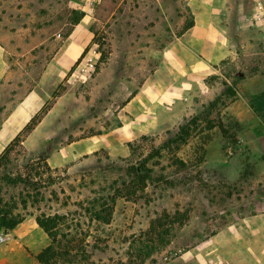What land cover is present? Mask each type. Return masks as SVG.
I'll use <instances>...</instances> for the list:
<instances>
[{
    "label": "rangeland",
    "instance_id": "1",
    "mask_svg": "<svg viewBox=\"0 0 264 264\" xmlns=\"http://www.w3.org/2000/svg\"><path fill=\"white\" fill-rule=\"evenodd\" d=\"M197 1L161 0L162 15L177 23L169 35L163 24L156 30L161 35L159 55L136 49L135 41L134 52L128 54L120 48L114 54L111 44L100 38L101 56L94 75L83 82H68L87 49L74 65L64 68V79L38 115L40 122L3 153L0 213L22 216L24 222L42 215H67L60 234L77 237L75 251L50 264L247 261L240 240L249 233H240V227L249 229L251 221L264 214V153L253 149L264 115L254 97L252 105L248 103V92H254L261 70L249 66L247 57L237 70L229 55L221 73L196 84L190 97L180 98L159 133L130 143L128 157H112L102 151L71 163H57V167L48 160L69 142L103 136L121 125L124 118L119 112L139 91L144 77L155 66H168L173 60L165 54L168 44L176 39L174 35L180 37L194 25L191 7ZM227 1L225 29L238 48L239 38L234 37L239 35L235 13L240 0ZM263 1H244L246 13L254 10L243 29L244 43L253 44L257 34L264 38ZM137 10L132 16L140 22L145 9ZM122 11L121 7L118 12ZM40 75V71L31 74L33 85ZM27 119L8 123L2 142H8L9 134ZM95 197L104 198L108 221H97L87 213L88 201ZM77 223L82 228H68ZM230 224L238 228H227ZM11 234L0 231V236L10 235L6 242L13 239ZM29 235L38 238L33 232ZM62 237L56 247L65 242ZM59 252L63 254L65 248Z\"/></svg>",
    "mask_w": 264,
    "mask_h": 264
},
{
    "label": "crops",
    "instance_id": "2",
    "mask_svg": "<svg viewBox=\"0 0 264 264\" xmlns=\"http://www.w3.org/2000/svg\"><path fill=\"white\" fill-rule=\"evenodd\" d=\"M142 1L99 0L92 5L93 0H0V156L42 112L47 99L64 79L66 67L74 65L87 49L101 53L100 38L111 44L114 54L120 48L126 53L134 52L135 45L143 52L160 54L161 35L156 30L163 24L169 35L177 22L163 16L161 0ZM244 1L238 2L235 13L239 35L234 38H239L238 48L232 45L225 29L229 21L228 1L215 0L214 7L211 0H198L191 7L194 25L180 37L174 35L176 39L168 44L165 54L173 60H169L168 66H155L144 77L139 91L119 112L124 118L121 125L103 136L91 135L69 142L56 149L48 160L57 167V163H71L102 151L112 157H128L130 143L159 133L170 117L168 112L176 108L180 98L190 97L196 84L221 73V66L226 65L224 61L231 54L237 70L244 66L245 57L249 66H259L261 73L254 92H248V103L252 105L254 97L264 115V38L257 34L258 42L253 44L242 40L247 19L254 12L246 13ZM138 3L140 9H145L140 22L132 16L137 9L139 13ZM121 7L123 11L119 13ZM37 71L41 73L40 79L33 85L31 74ZM25 116V124L3 143L6 125ZM260 126L253 149L264 153V122ZM253 221L249 229L240 227V233H249L247 238L241 235L240 240L247 250L242 253L247 261H234L235 264H264V214ZM26 225L31 227L24 228ZM227 228L238 226L230 224ZM32 232L38 235L37 239L31 238ZM11 235L13 239L7 244L0 243V264H41L38 255L51 245V240L36 219L24 222Z\"/></svg>",
    "mask_w": 264,
    "mask_h": 264
},
{
    "label": "trees",
    "instance_id": "3",
    "mask_svg": "<svg viewBox=\"0 0 264 264\" xmlns=\"http://www.w3.org/2000/svg\"><path fill=\"white\" fill-rule=\"evenodd\" d=\"M41 119V118H40ZM40 119L35 117L32 122L26 127L27 130H33L34 127L40 122ZM18 137L4 152L5 154L12 148L13 145H15L19 139ZM4 154L0 156V161L3 159ZM104 198H92L88 201L89 206L87 207V213L93 217H95V220L104 222L107 220V218H104V215H107V209L105 208V203L103 202ZM67 215H53L46 217L45 215L36 217L37 224L45 231V233L48 235V237L51 240V245L43 250L38 255V260L41 264H50L51 260L60 258L62 255L69 256L71 254V251H75L76 249V236H72L70 239H68L69 235H64L62 237V234H60L59 229L61 226L65 225L67 220ZM25 221V218L22 216H14L10 213H4L3 211L0 213V231L4 230L5 232L12 233L16 228H18L21 224H23ZM108 221V220H107ZM68 228H82V225L79 223L73 224L72 226ZM64 238L65 242L62 245L58 244L60 246L56 247V243L59 240V237ZM59 243V242H58ZM75 244V245H74ZM74 245V246H73ZM65 248V252L62 254L59 252V249Z\"/></svg>",
    "mask_w": 264,
    "mask_h": 264
},
{
    "label": "built area",
    "instance_id": "4",
    "mask_svg": "<svg viewBox=\"0 0 264 264\" xmlns=\"http://www.w3.org/2000/svg\"><path fill=\"white\" fill-rule=\"evenodd\" d=\"M99 0H93L92 5L98 3ZM260 19V16H258ZM101 53L97 50L90 51L84 55L74 66L70 78L68 79L69 83L83 82L91 78L98 65ZM241 143V141H239ZM10 239V235H1L0 243H5Z\"/></svg>",
    "mask_w": 264,
    "mask_h": 264
}]
</instances>
